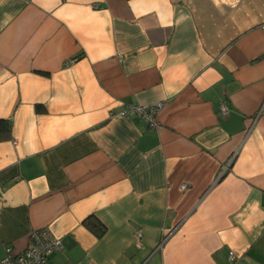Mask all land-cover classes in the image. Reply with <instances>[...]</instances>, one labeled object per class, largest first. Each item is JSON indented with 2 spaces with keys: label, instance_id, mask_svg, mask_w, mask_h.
<instances>
[{
  "label": "crops",
  "instance_id": "1",
  "mask_svg": "<svg viewBox=\"0 0 264 264\" xmlns=\"http://www.w3.org/2000/svg\"><path fill=\"white\" fill-rule=\"evenodd\" d=\"M0 119V258L264 264V0H0Z\"/></svg>",
  "mask_w": 264,
  "mask_h": 264
},
{
  "label": "built area",
  "instance_id": "2",
  "mask_svg": "<svg viewBox=\"0 0 264 264\" xmlns=\"http://www.w3.org/2000/svg\"><path fill=\"white\" fill-rule=\"evenodd\" d=\"M162 103L152 104H126L119 112L120 115H137L143 118L152 129L160 127L156 114L161 108ZM221 111L226 112V106L222 104ZM185 185H182L184 188ZM141 236L140 230L134 232V238L137 240ZM61 247V239L56 237L48 227L35 229L30 234L28 246L16 252L11 246L6 245L5 255L0 258V264H48L50 254ZM228 258L231 263L236 260V255L229 252Z\"/></svg>",
  "mask_w": 264,
  "mask_h": 264
},
{
  "label": "trees",
  "instance_id": "3",
  "mask_svg": "<svg viewBox=\"0 0 264 264\" xmlns=\"http://www.w3.org/2000/svg\"><path fill=\"white\" fill-rule=\"evenodd\" d=\"M10 133L11 121L8 119H0V139L10 138ZM84 224L97 235H100L104 230L103 225L95 217L86 218Z\"/></svg>",
  "mask_w": 264,
  "mask_h": 264
}]
</instances>
